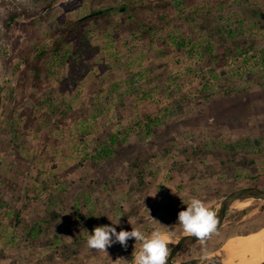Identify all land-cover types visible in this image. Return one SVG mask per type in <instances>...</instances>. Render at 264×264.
<instances>
[{
    "label": "rangeland",
    "instance_id": "374dc122",
    "mask_svg": "<svg viewBox=\"0 0 264 264\" xmlns=\"http://www.w3.org/2000/svg\"><path fill=\"white\" fill-rule=\"evenodd\" d=\"M2 1L0 264H129L141 242L90 231L184 233L192 197L264 188V0ZM263 226L264 200L234 205L176 260Z\"/></svg>",
    "mask_w": 264,
    "mask_h": 264
},
{
    "label": "clouds",
    "instance_id": "9594fccd",
    "mask_svg": "<svg viewBox=\"0 0 264 264\" xmlns=\"http://www.w3.org/2000/svg\"><path fill=\"white\" fill-rule=\"evenodd\" d=\"M185 204V203H184ZM187 207L182 208L177 217V221L182 225L184 233L194 236L203 241L217 230V216L204 200L192 197L186 203ZM112 223L95 226L87 237V246L96 250H107L108 247L119 243L122 247H128V240L135 238L141 242L139 249L135 248L132 256V264H169V246L175 244L174 233L163 231L158 227H153L149 233L138 227L131 230L121 229L117 231L116 225ZM249 242H239L227 246L226 257L221 259V264H261L264 261V234L249 238ZM197 264H211L215 258L208 254L206 249L195 257Z\"/></svg>",
    "mask_w": 264,
    "mask_h": 264
},
{
    "label": "water",
    "instance_id": "95a60500",
    "mask_svg": "<svg viewBox=\"0 0 264 264\" xmlns=\"http://www.w3.org/2000/svg\"><path fill=\"white\" fill-rule=\"evenodd\" d=\"M246 200H250V201L264 200V188L257 185L243 186L229 192L222 200H220L219 204L215 209V213L217 216L216 232L225 224V219L227 217V213L229 209L232 208L235 205V203ZM164 231H169V230H164ZM172 232L174 233V238L176 239V243L174 244L171 252L169 253L170 255L169 264H197V260L195 259V257L187 260H174V258L183 246L200 242L201 240L197 239L194 236H190L186 233H177L174 231ZM212 235H210L209 237H211ZM213 252H210L208 254L211 255ZM214 258L215 260L214 262H211V264H221V260L218 257H214ZM129 264H132V260L130 261ZM261 264H264V261H262Z\"/></svg>",
    "mask_w": 264,
    "mask_h": 264
},
{
    "label": "trees",
    "instance_id": "16d2710c",
    "mask_svg": "<svg viewBox=\"0 0 264 264\" xmlns=\"http://www.w3.org/2000/svg\"><path fill=\"white\" fill-rule=\"evenodd\" d=\"M174 2H176V3H181V2H183V0H176V1H174ZM185 2V1H184ZM1 5H3V6H7L8 4L7 3H5V2H1L0 3V6ZM110 8V7H109ZM109 8H106V9H100V10H98V11H96V12H93V13H91V14H89V15H86V16H84L83 18H80L79 20H78V23H82L83 21H85L87 18H90L91 16H94V15H96V14H101V13H104V12H106ZM120 10H124V7H122V8H120ZM8 13H9V15H8V20H9V22L10 21H12V20H14V18H16V12L15 11H13V10H9L8 11ZM221 25V24H220ZM235 30L233 31L232 29H228L227 31H225L224 30V28H223V25H221V26H219V25H217V29H216V33L222 38V39H230V38H233V36L235 35ZM72 34V29L70 30V31H68V32H65L64 34H62L61 35V40H64V38L66 37V35H71ZM236 42H237V40H235ZM237 44V43H236ZM218 47H219V45L218 44H216ZM208 47V49L210 50V51H213L214 50V44H211L210 43V45L209 46H207ZM82 49V48H81ZM220 49V48H219ZM236 52H238L239 50H240V46L239 45H237L236 46ZM230 51L231 52H233V53H235V49L234 48H230ZM81 53H83V50L81 51ZM40 54H38L35 58H34V65H35V70H36V72H35V74L36 75H38V73H39V71H40V67H39V65H38V61H39V59H40ZM144 173V171L141 173H139L140 174V178L142 179V175L141 174H143Z\"/></svg>",
    "mask_w": 264,
    "mask_h": 264
},
{
    "label": "bare ground",
    "instance_id": "6f19581e",
    "mask_svg": "<svg viewBox=\"0 0 264 264\" xmlns=\"http://www.w3.org/2000/svg\"><path fill=\"white\" fill-rule=\"evenodd\" d=\"M250 202H251L250 200L240 201V202L235 203V205L238 207H243V206H248ZM259 234H264V226L258 229L257 231H251L249 233L242 234L239 236L231 235L225 240V243L221 247L217 248L211 255L214 257H218L221 260L222 258L226 257V254L228 251L227 246L230 244V242H232L234 245L238 244L241 241L251 243L252 241H250L249 238L256 237Z\"/></svg>",
    "mask_w": 264,
    "mask_h": 264
},
{
    "label": "flooded vegetation",
    "instance_id": "af4514ba",
    "mask_svg": "<svg viewBox=\"0 0 264 264\" xmlns=\"http://www.w3.org/2000/svg\"><path fill=\"white\" fill-rule=\"evenodd\" d=\"M212 236H213V235H212ZM173 246H174V245H173ZM173 246H172V248H173ZM172 248H171V250H172ZM171 250H170V252H171ZM180 250H181V249H180ZM170 252H169V253H170ZM179 252H180V251H179ZM179 252L177 253V255L179 254ZM177 255H176V256H177ZM176 256H175L174 260H176Z\"/></svg>",
    "mask_w": 264,
    "mask_h": 264
}]
</instances>
